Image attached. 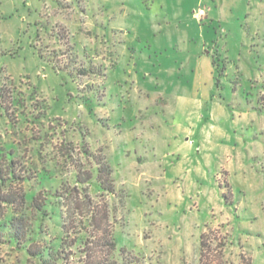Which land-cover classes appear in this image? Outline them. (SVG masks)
I'll return each instance as SVG.
<instances>
[{
  "label": "rangeland",
  "instance_id": "1",
  "mask_svg": "<svg viewBox=\"0 0 264 264\" xmlns=\"http://www.w3.org/2000/svg\"><path fill=\"white\" fill-rule=\"evenodd\" d=\"M222 1L0 0V148L63 250L3 235L0 264H82L105 228L115 264H264V0Z\"/></svg>",
  "mask_w": 264,
  "mask_h": 264
},
{
  "label": "trees",
  "instance_id": "2",
  "mask_svg": "<svg viewBox=\"0 0 264 264\" xmlns=\"http://www.w3.org/2000/svg\"><path fill=\"white\" fill-rule=\"evenodd\" d=\"M5 160L7 161L4 162ZM96 162L98 165L96 186L99 190H107L113 193L110 165L104 159H98ZM27 178L26 174L22 172L12 157L11 151L8 150L6 155H4L3 149L0 148V240L5 235L7 242H13L17 246L25 248L30 255L44 258L46 251L52 260L56 253L52 251L48 252L46 247L35 244V240L39 238L42 232L41 225L38 223L37 229H34L33 220L30 217V213L33 211L44 214L46 210V198L45 196L41 197L40 192L37 194L25 192L22 182ZM8 210L10 214H7ZM93 215L96 216V213ZM101 217L107 221V212L103 211ZM103 230L101 235L94 237V241L87 238H84L82 241L81 238L82 252L88 258L87 260H83L82 264H115L110 256L115 250L116 239L112 231L106 228ZM60 248H62L61 245ZM102 251H105L106 255L104 257L97 256ZM61 253H63V250L56 254L57 258H54L57 260L62 258L59 257ZM49 258H46L45 261L49 262Z\"/></svg>",
  "mask_w": 264,
  "mask_h": 264
},
{
  "label": "crops",
  "instance_id": "3",
  "mask_svg": "<svg viewBox=\"0 0 264 264\" xmlns=\"http://www.w3.org/2000/svg\"><path fill=\"white\" fill-rule=\"evenodd\" d=\"M213 1V8L212 13L220 18L221 15H223L222 9H223V1L222 0H212ZM185 99V98H183Z\"/></svg>",
  "mask_w": 264,
  "mask_h": 264
},
{
  "label": "built area",
  "instance_id": "4",
  "mask_svg": "<svg viewBox=\"0 0 264 264\" xmlns=\"http://www.w3.org/2000/svg\"><path fill=\"white\" fill-rule=\"evenodd\" d=\"M204 14V8H198V10L196 11L195 16H202Z\"/></svg>",
  "mask_w": 264,
  "mask_h": 264
}]
</instances>
